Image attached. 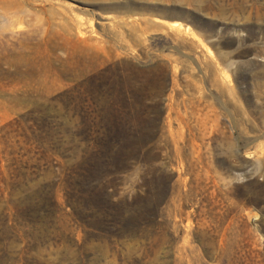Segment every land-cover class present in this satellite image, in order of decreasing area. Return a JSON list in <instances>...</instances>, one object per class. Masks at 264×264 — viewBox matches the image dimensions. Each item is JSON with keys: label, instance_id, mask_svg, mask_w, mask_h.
<instances>
[{"label": "rangeland", "instance_id": "1", "mask_svg": "<svg viewBox=\"0 0 264 264\" xmlns=\"http://www.w3.org/2000/svg\"><path fill=\"white\" fill-rule=\"evenodd\" d=\"M0 264H264V0H0Z\"/></svg>", "mask_w": 264, "mask_h": 264}]
</instances>
